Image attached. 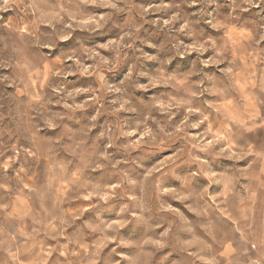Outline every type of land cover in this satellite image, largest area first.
Here are the masks:
<instances>
[{
	"label": "clouds",
	"instance_id": "obj_1",
	"mask_svg": "<svg viewBox=\"0 0 264 264\" xmlns=\"http://www.w3.org/2000/svg\"><path fill=\"white\" fill-rule=\"evenodd\" d=\"M0 264H264V0H0Z\"/></svg>",
	"mask_w": 264,
	"mask_h": 264
}]
</instances>
